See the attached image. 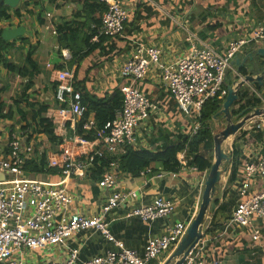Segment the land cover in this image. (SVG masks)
Segmentation results:
<instances>
[{"label": "crops", "instance_id": "0c3cea01", "mask_svg": "<svg viewBox=\"0 0 264 264\" xmlns=\"http://www.w3.org/2000/svg\"><path fill=\"white\" fill-rule=\"evenodd\" d=\"M0 1V11L10 16L0 19V32H18L17 36L14 34L8 40L11 46L5 52L4 64L0 67V86L3 88L0 98L6 103L17 102L12 118L0 121V156H8L10 134L18 131L26 133L24 128L27 124L34 123V113L40 107L48 106L49 116H53L60 108L56 99L57 71L70 72L75 89L88 94L90 98L112 101L122 94L123 87L132 84L151 99L153 108L150 117L136 130L137 143L131 146L135 150L159 152L184 143L191 137L198 118L193 114L187 115L180 109L163 84L158 68H154L146 79L132 82L121 75L124 63L138 46L161 47L164 52L163 62L188 55L192 45H208L218 52H224L232 42L250 40L259 28L264 27V0H125L128 18L122 35L105 37L101 43L92 44L87 43L89 32L86 29L92 27L93 23L86 13H82L81 4L71 1L51 3L50 0ZM54 31L56 34H53ZM190 36L192 41L187 40ZM258 46H264V39L258 43L246 44L244 51L237 55L238 58L243 60L247 52L257 50ZM29 56L33 65L28 63ZM235 59L227 72V86L240 80L239 74L246 70L244 67L240 69ZM6 64L27 68L28 74H13ZM241 94V101L233 106L235 114L240 111V105L243 106L241 109L264 107V95H260L256 88L247 85ZM52 118L56 134L64 142L66 140V149L81 154L92 147L74 143L80 123ZM212 121L210 126L214 134L218 132V128L217 123ZM41 138L48 139L46 135ZM224 145L231 163L219 185L223 197L218 202L208 232L199 246L205 250L203 257L206 264H264V219L254 218L253 224L248 227L231 222V215L242 199L244 166L249 162L257 163L264 150V116L255 117ZM57 150L59 147L48 151L46 159ZM199 154L208 157L202 147ZM177 157L186 162L193 160L187 151L180 152ZM233 165L237 167L236 177L230 183ZM155 167L156 165L154 169ZM180 169L176 176L167 172L161 178L153 170L145 176L133 177L120 169V189H135L140 193V198L134 202L135 206L148 205L158 196L176 203L171 219L159 220L153 224L128 217V210L133 209L132 204L112 211L108 215L111 230L124 245L142 251L147 240L162 234L169 223L185 221L189 225L197 216L208 171L200 172L187 163ZM105 172L104 169L103 173ZM26 176L41 181L63 180L53 172ZM100 180L89 174L85 178L72 177L66 181L75 197L73 211L88 216L100 212L110 193L103 188ZM263 189L264 179L256 174L249 195L257 194ZM255 232L260 236L259 241L253 240ZM70 244L80 250L83 259L94 257L111 247L100 234L92 232L73 237ZM176 247L164 258L168 259ZM59 251L56 250L57 253Z\"/></svg>", "mask_w": 264, "mask_h": 264}, {"label": "built area", "instance_id": "2783aa9c", "mask_svg": "<svg viewBox=\"0 0 264 264\" xmlns=\"http://www.w3.org/2000/svg\"><path fill=\"white\" fill-rule=\"evenodd\" d=\"M99 1L107 5V10L91 43H98L102 37L122 35L128 18L125 0ZM192 39V36L187 38L189 41ZM262 39L264 27L259 28L250 40L232 42L224 52L208 45H192L188 55L167 62L162 60L164 52L161 47L138 46L122 66L121 75L137 82L146 79L154 68H158L163 84L180 109L199 119L206 102L224 100L227 96L226 76L234 58L244 51L246 44L258 43ZM56 80V99L60 108L50 117L73 120L76 124L83 122L87 108L83 104L82 93L75 89L73 75L68 71H57ZM121 93L122 109L117 111L114 120L106 124L97 139L87 141L75 136L76 145H91V148L76 154L65 148V140L61 152H54L47 159L48 168L57 169L63 178L60 182L28 178L25 166L35 155L37 139L28 141L27 134L19 131L10 134L9 154L0 156V264H157L180 243L189 226L185 221L169 223L162 234L147 240L142 251L127 247L114 236L108 215L115 209L132 204L128 217L153 224L171 219L176 207L173 200L162 196L154 198L148 205L135 206L140 193L135 189H120V164L117 160H111L101 176V185L110 193L100 212L88 216L73 211L75 197L66 181L72 177L85 178L91 174L96 162L107 160V155H116L120 147L134 146L138 126L150 117L153 104L140 89L130 84L123 87ZM94 126V119L83 124L84 130H91ZM200 129L201 124L197 122L191 137L197 135ZM180 161L186 163V160ZM178 172L170 174L176 176ZM150 173L152 170L149 168L141 175ZM166 174L160 171L156 176L161 178ZM243 174L242 199L231 215V222L248 227L253 224L254 218L264 219V189L249 195L256 174L264 179V150L257 163L245 164ZM90 232L100 234L111 247L101 254L83 259L80 250L72 246L70 240ZM253 240H260L258 232L253 235ZM199 245L184 264H206L203 257L205 250ZM56 250H60L59 253Z\"/></svg>", "mask_w": 264, "mask_h": 264}, {"label": "trees", "instance_id": "16d2710c", "mask_svg": "<svg viewBox=\"0 0 264 264\" xmlns=\"http://www.w3.org/2000/svg\"><path fill=\"white\" fill-rule=\"evenodd\" d=\"M68 1L81 4L83 6L82 13H86L93 23L92 27L86 29V31L89 32L87 43L91 42L92 37L97 33V28L101 25L102 16L107 10V5L99 0H50L51 3H66ZM9 17L10 16L6 12L0 11V19ZM104 38L105 37H102L98 43L92 44H99ZM10 46L11 44L0 36V67L4 64V54ZM28 63L33 65L30 56L28 57ZM6 66L13 74H19L21 76L28 74L27 68H19L13 64H6ZM243 73L245 72L243 71ZM57 86L58 84L56 85V88ZM2 92L3 88L0 86V94ZM82 96L83 104L87 108V111L84 117L85 119L78 125L76 135L87 141H94L97 139L106 124L114 120L117 111L122 109L123 96L122 94H119L112 101L90 98L88 94L83 92ZM16 103V101L6 103L0 98V121L2 119L12 118L13 109ZM222 103L223 100L220 99L206 102L203 106L201 117L198 119V122L201 124V129L197 135L190 137L186 142L167 147L159 152L135 150L131 146L120 148L119 155H107V160L96 162L91 170V175L95 179L100 180L104 169L108 167L111 160H117L122 172L129 173L133 177L141 176L142 172L149 168H152L154 173H157L160 170L172 173L178 172L182 166L186 165V163L187 165L196 167L200 172L208 171L211 166V160L208 157L199 154L200 148L202 147L204 151H209L214 147L210 123L213 116L220 110ZM48 109V106L40 107L36 114L34 113V123H29L24 128L28 136V141L33 138L37 139L35 155L25 166L27 174L47 172L58 174L57 169L48 168L46 156L48 151L54 150V147H59V150L56 152H61V146L64 144V139L56 134L55 124L48 114ZM91 115H94V117L91 118ZM90 119L95 120V126L91 130H84V122H87ZM42 135H46L48 139L44 140L41 138ZM183 151H187L189 155L192 156L193 160H189L186 163L178 160L177 155ZM155 165L156 167L154 169ZM236 168V165L232 166L229 178L230 183H233L235 180Z\"/></svg>", "mask_w": 264, "mask_h": 264}, {"label": "water", "instance_id": "95a60500", "mask_svg": "<svg viewBox=\"0 0 264 264\" xmlns=\"http://www.w3.org/2000/svg\"><path fill=\"white\" fill-rule=\"evenodd\" d=\"M14 34L17 36L18 32H0V35L6 41L12 39L15 36ZM235 58V63L239 68L244 67L246 70L244 74L242 73L244 76L240 74V80L236 81L234 85H228V94L223 100L220 110L212 118V123L216 122L218 128V132L213 134L214 161L205 176L204 192L199 212L164 264H184L200 244L204 235L208 232L218 202L223 197L219 185L223 176L227 173L226 165L231 163V157L227 154L224 143L236 136L255 117L264 116V107L256 109L245 107L241 109L243 106L240 105V111L237 114H235L233 108L235 103L241 101V91L247 85L256 88L260 95H264V46H258L257 50L247 52V56L243 60L238 56Z\"/></svg>", "mask_w": 264, "mask_h": 264}, {"label": "rangeland", "instance_id": "374dc122", "mask_svg": "<svg viewBox=\"0 0 264 264\" xmlns=\"http://www.w3.org/2000/svg\"><path fill=\"white\" fill-rule=\"evenodd\" d=\"M227 148H228V145H227ZM205 153L207 152V156L209 157L210 156V160H211V163L214 161V149H211L209 151H204ZM227 169H228V164L226 165ZM167 258H164L163 261H161L160 264H164L165 263V260Z\"/></svg>", "mask_w": 264, "mask_h": 264}]
</instances>
